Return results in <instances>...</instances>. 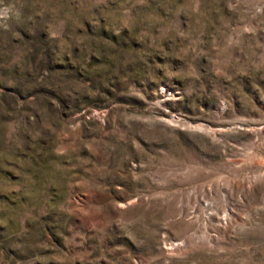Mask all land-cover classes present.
<instances>
[{
  "label": "rangeland",
  "instance_id": "rangeland-1",
  "mask_svg": "<svg viewBox=\"0 0 264 264\" xmlns=\"http://www.w3.org/2000/svg\"><path fill=\"white\" fill-rule=\"evenodd\" d=\"M0 264H264V0H0Z\"/></svg>",
  "mask_w": 264,
  "mask_h": 264
}]
</instances>
